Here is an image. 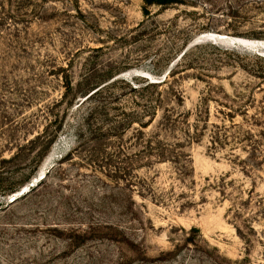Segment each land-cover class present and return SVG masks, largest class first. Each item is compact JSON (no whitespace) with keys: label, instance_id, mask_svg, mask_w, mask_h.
Masks as SVG:
<instances>
[{"label":"rangeland","instance_id":"obj_1","mask_svg":"<svg viewBox=\"0 0 264 264\" xmlns=\"http://www.w3.org/2000/svg\"><path fill=\"white\" fill-rule=\"evenodd\" d=\"M0 264H264V0H0Z\"/></svg>","mask_w":264,"mask_h":264},{"label":"water","instance_id":"obj_2","mask_svg":"<svg viewBox=\"0 0 264 264\" xmlns=\"http://www.w3.org/2000/svg\"><path fill=\"white\" fill-rule=\"evenodd\" d=\"M203 39H205V38H203ZM168 73H169V72H168ZM168 73H167V74L161 79V81H162V80H165V78L168 76ZM159 81H160V80H158V81H156V82H154V83H159ZM29 190H30V187H27V188L23 189V190L19 193L20 195H16V196L12 197V199H11V203L15 202V201L21 196V194L23 195L24 192L28 193Z\"/></svg>","mask_w":264,"mask_h":264},{"label":"trees","instance_id":"obj_3","mask_svg":"<svg viewBox=\"0 0 264 264\" xmlns=\"http://www.w3.org/2000/svg\"><path fill=\"white\" fill-rule=\"evenodd\" d=\"M198 46V45H197ZM196 46V47H197ZM187 53H188V50L182 55V58H184L186 55H187ZM172 73V71H170V74Z\"/></svg>","mask_w":264,"mask_h":264},{"label":"bare ground","instance_id":"obj_4","mask_svg":"<svg viewBox=\"0 0 264 264\" xmlns=\"http://www.w3.org/2000/svg\"><path fill=\"white\" fill-rule=\"evenodd\" d=\"M212 35H214V34H212ZM215 36H216V35H215ZM217 36H218V35H217ZM220 37L222 38V37H224V36H220ZM224 38H225V37H224ZM224 38H223V39H224ZM225 39H227V38H225ZM50 163H51V162H50ZM33 185H35V183H34ZM24 189H25V188H24ZM25 193H26V192H24L23 194H25ZM16 195H20V194H16ZM21 195H22V194H21Z\"/></svg>","mask_w":264,"mask_h":264}]
</instances>
